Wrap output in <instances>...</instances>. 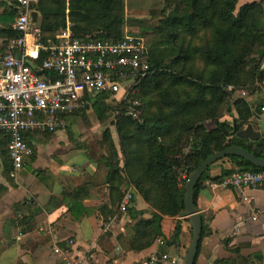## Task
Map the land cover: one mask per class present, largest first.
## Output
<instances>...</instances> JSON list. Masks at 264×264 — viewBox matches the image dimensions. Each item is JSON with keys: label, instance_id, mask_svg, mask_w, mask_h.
<instances>
[{"label": "trees", "instance_id": "trees-1", "mask_svg": "<svg viewBox=\"0 0 264 264\" xmlns=\"http://www.w3.org/2000/svg\"><path fill=\"white\" fill-rule=\"evenodd\" d=\"M164 2L159 24L151 29L156 37L154 41L146 42L143 35L148 29L145 28L141 34L125 33L142 38L148 50L149 72L127 99L140 102V117L133 119L125 114L127 101L116 104L113 112L119 150L108 131L104 132L99 147L104 152L101 160L108 171L109 200L99 209L103 225L118 213L123 186L132 185L151 209V218L139 220L132 235L125 239L128 250L134 252L148 248L158 237L165 243L163 218L182 216L184 184L201 161L232 146L264 158V133H260L256 142L231 135L234 120L237 131L248 125L258 131L254 111L246 99L264 89V0L238 9V0ZM15 6L13 0L10 12L0 16L4 27L0 35L10 41L18 37L12 29L17 17ZM34 9L39 15L36 24L43 33V41L65 29L66 18L76 38L116 41L124 35L122 0H37ZM43 56L39 53L33 65L39 66ZM105 98H96L76 118L91 111L98 122H104L111 112ZM51 135H35L31 140L38 142ZM7 141L2 135L0 168L4 176L12 170ZM28 145L33 148L31 143ZM35 158L33 150L30 161ZM227 159L233 167L223 170L221 178L241 171H262L238 157ZM208 176V172L203 174L196 184L195 207L199 187ZM219 180L214 178L212 182ZM90 188L85 183L65 195L74 220L87 214L82 202ZM127 211L133 212L131 217L137 215L131 209ZM200 218L202 231L194 264L208 232L205 218ZM17 222L26 231L31 229L33 219L31 215H22ZM182 230L181 221H177L169 243L175 244ZM221 246L232 257L216 258L209 264H264L260 252L242 254L243 249L251 247L247 242L233 243L228 237L221 240Z\"/></svg>", "mask_w": 264, "mask_h": 264}, {"label": "crops", "instance_id": "crops-1", "mask_svg": "<svg viewBox=\"0 0 264 264\" xmlns=\"http://www.w3.org/2000/svg\"><path fill=\"white\" fill-rule=\"evenodd\" d=\"M258 1L238 0L236 8ZM12 2L0 0V16L10 12ZM36 14L37 21L39 15ZM66 20V28L70 29L72 24L68 18ZM1 28L4 29L0 23ZM10 43L0 35V60L7 53ZM27 43H30L29 38ZM263 99L264 89L246 99L254 111V121L260 133H264V113L259 108ZM76 119V116L70 118L68 127H73ZM64 132L52 134L54 136L49 145H39L32 140L36 158L33 162L26 160L15 177H11V173L4 176L0 168V264H141L154 253L178 256L190 240L187 222L181 217L163 218L164 246L157 243L158 239L162 240L158 237L139 252L126 247L125 239L132 235L137 222L151 218V209L132 185L123 186L121 191L123 194L127 191L132 193L133 200L128 209L137 215L131 217L133 212L118 210L104 231L99 209L108 202L109 191L106 184L108 171L101 160L102 153L97 149L99 155L95 151L92 155L86 148H77L70 142L62 141L70 131ZM113 144L119 150L117 139ZM223 162L208 171V179L201 184L196 197V209L205 218L208 228L197 264H209L216 258L226 257L229 253L221 246L224 238H232L233 243H249L251 247L242 252L254 249L253 246L259 242L264 244V189L245 192L254 197L250 204L244 203L234 190L211 189L208 184L212 179H220L223 170L233 167ZM85 183L91 187L82 202L87 214L74 220L64 198ZM255 213L257 220L254 222L251 216ZM22 215H31L33 222L30 230L24 231L17 222ZM177 221H181L183 230L175 244H171L169 241ZM234 227L237 232L231 236ZM53 249H57L58 253L54 254ZM220 252L224 256H220Z\"/></svg>", "mask_w": 264, "mask_h": 264}, {"label": "built area", "instance_id": "built-area-1", "mask_svg": "<svg viewBox=\"0 0 264 264\" xmlns=\"http://www.w3.org/2000/svg\"><path fill=\"white\" fill-rule=\"evenodd\" d=\"M36 2L15 0L17 17L12 29L18 37L0 60V139L5 135L8 140L11 177L33 155L34 149L28 145L32 146V136L67 131L68 120L84 112L96 98L106 97L105 102L116 104L127 101L125 114L139 119L140 102L127 99L149 72L144 40L133 35L124 34L116 41L84 40L73 37L66 28L43 41V33L31 17ZM41 52L44 56L39 66L30 67L29 62L33 64ZM259 108L264 113V99ZM208 185L211 189L234 190L250 204L254 197L245 192L264 189V170L237 172ZM132 200V193L125 192L119 212H125ZM251 220H257L256 213ZM103 226L106 231L108 226ZM236 232L234 227L231 236ZM157 243L165 244L160 239ZM141 264H179V257L154 253Z\"/></svg>", "mask_w": 264, "mask_h": 264}, {"label": "rangeland", "instance_id": "rangeland-1", "mask_svg": "<svg viewBox=\"0 0 264 264\" xmlns=\"http://www.w3.org/2000/svg\"><path fill=\"white\" fill-rule=\"evenodd\" d=\"M123 1V15H124V34L133 33L141 34V29H148L144 32V39L146 42H152L156 39L155 35L152 33L151 29L157 27L159 20L161 18V11L165 5L164 0H122ZM107 105L110 106L111 112L107 114V119L104 122H98L93 112L89 111L85 115H81L74 121L73 127H68L69 134L62 136V141L70 142L75 147L86 148L87 152L92 153L101 145L102 136L104 132L108 131L112 141L118 140L119 136L116 131V118L113 109L116 106L115 101H106ZM69 126V125H68ZM259 132V131H258ZM66 133V131L64 132ZM54 135L45 136L38 140L39 145H49ZM101 151V150H100ZM36 154V152L34 151ZM89 153V154H90ZM102 156L104 152L101 151ZM98 154V153H97ZM99 155V154H98ZM230 163V162H229ZM231 164V163H230ZM254 249L249 251H243L242 254L247 256L254 252H260L263 255L264 263V244L259 242L257 245L253 246ZM220 256H224L222 252L219 253ZM232 255L229 253L226 257L229 258ZM202 264V263H200Z\"/></svg>", "mask_w": 264, "mask_h": 264}, {"label": "water", "instance_id": "water-1", "mask_svg": "<svg viewBox=\"0 0 264 264\" xmlns=\"http://www.w3.org/2000/svg\"><path fill=\"white\" fill-rule=\"evenodd\" d=\"M31 17L32 20L36 22L37 14L35 12L32 13ZM29 65L34 68V65L31 62H29ZM235 123L236 122L234 120V127L231 135H235L239 139L249 140L252 142H256L260 139V132L255 131L251 125H248L241 131H237ZM220 128L223 129V123L220 124ZM230 156L238 157L248 162L253 167L264 170V158H258L240 147L232 146L208 156L189 174L183 187V212L181 218L187 222V227L190 232V240L185 249L178 254L179 264L195 263L199 241L201 238L202 221L200 214L194 205V190L196 184L201 176L207 173L215 164L221 161H224L223 163H229L227 157Z\"/></svg>", "mask_w": 264, "mask_h": 264}]
</instances>
